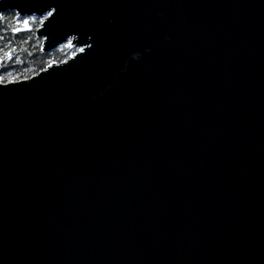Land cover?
<instances>
[{"label": "water", "instance_id": "95a60500", "mask_svg": "<svg viewBox=\"0 0 264 264\" xmlns=\"http://www.w3.org/2000/svg\"><path fill=\"white\" fill-rule=\"evenodd\" d=\"M53 16L0 82V264H264V0H0Z\"/></svg>", "mask_w": 264, "mask_h": 264}, {"label": "trees", "instance_id": "16d2710c", "mask_svg": "<svg viewBox=\"0 0 264 264\" xmlns=\"http://www.w3.org/2000/svg\"><path fill=\"white\" fill-rule=\"evenodd\" d=\"M6 13L8 11H5ZM40 23L39 17L36 16V20L33 24L31 31L13 34L8 31L0 32V48L4 46H11L8 42L16 46V51L13 53L11 60L6 62L0 61V76H4L7 81V76L11 73L16 77L15 80L28 78L35 74L37 71L43 69L50 63H58L65 60L71 54L76 51L74 47H65V43L60 44L50 51H42L41 38L35 35V24ZM4 24L7 27H11V18L6 15Z\"/></svg>", "mask_w": 264, "mask_h": 264}, {"label": "snow or ice", "instance_id": "6c2138e0", "mask_svg": "<svg viewBox=\"0 0 264 264\" xmlns=\"http://www.w3.org/2000/svg\"><path fill=\"white\" fill-rule=\"evenodd\" d=\"M55 9H48L47 11L43 12V14L39 15L40 23L35 24V27L39 28L48 17L53 16ZM8 15L11 18V27H7L4 24L5 16ZM36 20V14H27L23 13L20 9H10L7 13L4 11L2 7H0V32L8 31L13 34H19L24 32L31 31L33 24ZM3 39V37H0ZM11 46H4L0 48V61H8L11 60L13 57V53L16 51V46L11 44V41L8 42ZM65 47H73L72 39L69 37L64 45ZM84 49L76 48L77 52H82ZM16 79L11 73L7 76V81L11 82ZM4 76H0V81H4Z\"/></svg>", "mask_w": 264, "mask_h": 264}]
</instances>
